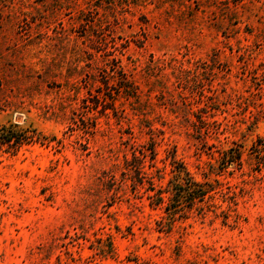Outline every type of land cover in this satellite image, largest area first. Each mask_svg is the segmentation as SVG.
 I'll return each mask as SVG.
<instances>
[{
    "label": "rangeland",
    "instance_id": "obj_1",
    "mask_svg": "<svg viewBox=\"0 0 264 264\" xmlns=\"http://www.w3.org/2000/svg\"><path fill=\"white\" fill-rule=\"evenodd\" d=\"M9 125L0 264H264V0H0Z\"/></svg>",
    "mask_w": 264,
    "mask_h": 264
},
{
    "label": "trees",
    "instance_id": "obj_2",
    "mask_svg": "<svg viewBox=\"0 0 264 264\" xmlns=\"http://www.w3.org/2000/svg\"><path fill=\"white\" fill-rule=\"evenodd\" d=\"M33 133L36 134V132L33 130ZM37 137V136H36ZM33 136H26L23 133H17L12 125L9 126H2L0 128V146L3 144H7L10 146H19L22 143L32 141ZM144 156V154H143ZM137 171L141 172L142 166H141V159H138V165L136 166Z\"/></svg>",
    "mask_w": 264,
    "mask_h": 264
}]
</instances>
